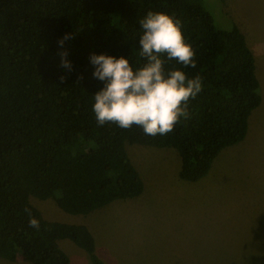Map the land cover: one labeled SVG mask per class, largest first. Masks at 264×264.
Wrapping results in <instances>:
<instances>
[{
	"label": "trees",
	"instance_id": "obj_1",
	"mask_svg": "<svg viewBox=\"0 0 264 264\" xmlns=\"http://www.w3.org/2000/svg\"><path fill=\"white\" fill-rule=\"evenodd\" d=\"M150 11L179 21L197 61L184 71L204 83L164 136L100 126L91 110L102 83L92 75L90 54L130 55L141 65L138 19ZM66 33L75 35L64 45L70 71L59 55ZM166 67L183 68L175 61ZM257 69L246 35L236 24L218 27L204 0H0V259L70 264L59 243L69 240L91 264H106L88 225L47 220L30 198L86 217L140 197L145 184L127 143L175 149L179 178L201 181L222 151L247 138L263 102Z\"/></svg>",
	"mask_w": 264,
	"mask_h": 264
},
{
	"label": "rangeland",
	"instance_id": "obj_2",
	"mask_svg": "<svg viewBox=\"0 0 264 264\" xmlns=\"http://www.w3.org/2000/svg\"><path fill=\"white\" fill-rule=\"evenodd\" d=\"M204 2L218 27L238 25L257 60L263 102L247 138L222 151L197 183L179 178L175 149L127 143L143 194L86 217L66 213L51 199L30 198L47 220L88 225L106 264H264V0ZM59 243L70 264H91L73 242Z\"/></svg>",
	"mask_w": 264,
	"mask_h": 264
},
{
	"label": "clouds",
	"instance_id": "obj_3",
	"mask_svg": "<svg viewBox=\"0 0 264 264\" xmlns=\"http://www.w3.org/2000/svg\"><path fill=\"white\" fill-rule=\"evenodd\" d=\"M138 24L141 65L132 63L130 55L90 54L92 75L102 83L92 95L91 110L100 126H136L146 136H164L186 115L189 101L202 91L204 83L201 76L190 77L184 71L196 67V53L174 16L150 11ZM74 38L73 33H66L58 41L61 67L69 71L73 65L64 45ZM171 61L183 68H167ZM39 226L36 218L30 219V227Z\"/></svg>",
	"mask_w": 264,
	"mask_h": 264
}]
</instances>
